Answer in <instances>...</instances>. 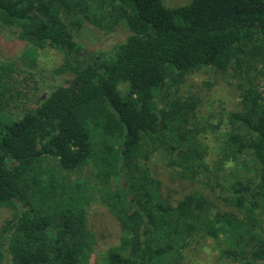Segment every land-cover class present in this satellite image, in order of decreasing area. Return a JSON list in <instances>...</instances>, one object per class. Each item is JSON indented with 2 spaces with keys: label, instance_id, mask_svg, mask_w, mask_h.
<instances>
[{
  "label": "trees",
  "instance_id": "trees-1",
  "mask_svg": "<svg viewBox=\"0 0 264 264\" xmlns=\"http://www.w3.org/2000/svg\"><path fill=\"white\" fill-rule=\"evenodd\" d=\"M81 19L129 34L90 53L72 35ZM3 28L63 54L55 72L73 77L8 119L12 78L0 64V208H12L0 264H87L95 191L121 230L98 264H185L197 238L218 236L221 264H264V0H0ZM202 71L228 79L239 100L222 119L218 173L203 162L211 125L200 127L196 98L181 93ZM154 155L194 185L166 198Z\"/></svg>",
  "mask_w": 264,
  "mask_h": 264
},
{
  "label": "rangeland",
  "instance_id": "rangeland-1",
  "mask_svg": "<svg viewBox=\"0 0 264 264\" xmlns=\"http://www.w3.org/2000/svg\"><path fill=\"white\" fill-rule=\"evenodd\" d=\"M189 0H164L165 5L173 7L183 5ZM76 21H73L75 24ZM74 40L82 46V49L90 53H107L112 48L127 38L129 32L122 25L113 26L112 30H106L92 25L89 21L81 19L79 28L71 27ZM14 29L3 28L0 30V64L3 66L5 75L12 78L11 95L12 98L7 105L2 107L6 118H19L22 114L37 106L38 101L47 95L54 87L64 84V81L73 77V72H55L56 68L63 61V54L46 46L44 48H34L30 43L20 40ZM1 74V73H0ZM208 83L209 85L205 84ZM230 81L222 76L199 72L187 78L181 87V93L192 94L197 102L196 108L200 122V127L206 128L203 131L207 146V155L203 159L206 170L216 171L217 151L220 153L216 141L225 136L227 127L224 124V113L236 110L238 97ZM127 84L118 85L119 92L124 95ZM187 96V95H184ZM7 113V114H6ZM223 119V120H222ZM201 138L204 135L200 133ZM151 171L160 182V188L166 198L178 197L185 190H188L191 182L173 180L169 175L166 158L163 155H154L150 161ZM232 164L223 165L224 174H228ZM86 172L81 174L84 177ZM213 185V181H209ZM227 183L224 181L217 192L222 193ZM97 190H105V186L96 187ZM92 193V192H91ZM94 193V192H93ZM99 192L94 193L93 199L89 203L87 210L88 227L93 234V244L89 253L87 264H98L103 252L116 247L120 239V226L118 221L110 214L105 206L100 202ZM11 207L0 208V229L4 222L11 217ZM188 248L185 255V264H221L219 262V250L224 249L221 236L217 238L196 239ZM219 243V244H218Z\"/></svg>",
  "mask_w": 264,
  "mask_h": 264
},
{
  "label": "flooded vegetation",
  "instance_id": "flooded-vegetation-1",
  "mask_svg": "<svg viewBox=\"0 0 264 264\" xmlns=\"http://www.w3.org/2000/svg\"><path fill=\"white\" fill-rule=\"evenodd\" d=\"M84 53H82V55H83Z\"/></svg>",
  "mask_w": 264,
  "mask_h": 264
}]
</instances>
